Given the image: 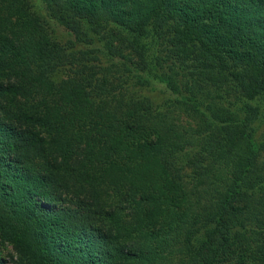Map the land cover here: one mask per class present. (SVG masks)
Segmentation results:
<instances>
[{
    "label": "trees",
    "instance_id": "16d2710c",
    "mask_svg": "<svg viewBox=\"0 0 264 264\" xmlns=\"http://www.w3.org/2000/svg\"><path fill=\"white\" fill-rule=\"evenodd\" d=\"M40 1L0 0V264H264V0Z\"/></svg>",
    "mask_w": 264,
    "mask_h": 264
},
{
    "label": "rangeland",
    "instance_id": "374dc122",
    "mask_svg": "<svg viewBox=\"0 0 264 264\" xmlns=\"http://www.w3.org/2000/svg\"><path fill=\"white\" fill-rule=\"evenodd\" d=\"M39 2H41V1L39 0ZM58 33H59L58 35L61 36L62 40H64V41H66L69 38H71V36L69 34H67L63 29H61L59 27H58ZM147 93L149 95H152L154 98H156L157 101H159V100L161 101L165 97V95L167 94L165 88L162 85H156L155 87H150V89L148 90ZM263 127H264V124L259 129V132L262 130ZM13 253H14V250H13L12 245H10V244L9 245L8 244H5V245L0 244V256L3 259H6L7 261H10L11 255Z\"/></svg>",
    "mask_w": 264,
    "mask_h": 264
}]
</instances>
